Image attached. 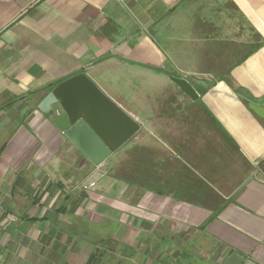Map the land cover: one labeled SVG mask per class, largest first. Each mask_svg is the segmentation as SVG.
Here are the masks:
<instances>
[{
  "label": "crops",
  "instance_id": "crops-1",
  "mask_svg": "<svg viewBox=\"0 0 264 264\" xmlns=\"http://www.w3.org/2000/svg\"><path fill=\"white\" fill-rule=\"evenodd\" d=\"M75 69L140 123L142 185L38 110ZM247 98L264 101V0H0V264H264V120Z\"/></svg>",
  "mask_w": 264,
  "mask_h": 264
},
{
  "label": "water",
  "instance_id": "water-1",
  "mask_svg": "<svg viewBox=\"0 0 264 264\" xmlns=\"http://www.w3.org/2000/svg\"><path fill=\"white\" fill-rule=\"evenodd\" d=\"M125 61L162 72L188 96L197 97L190 81L175 70ZM47 88L50 90L37 104L38 110L47 113L53 125L94 165L102 163L140 129V123L106 95L83 69L70 71L40 87ZM246 100L249 109L264 120V101Z\"/></svg>",
  "mask_w": 264,
  "mask_h": 264
},
{
  "label": "rangeland",
  "instance_id": "rangeland-1",
  "mask_svg": "<svg viewBox=\"0 0 264 264\" xmlns=\"http://www.w3.org/2000/svg\"><path fill=\"white\" fill-rule=\"evenodd\" d=\"M109 75L112 76L113 84H117L120 86H125L126 79L124 75L119 72H109ZM119 105V104H118ZM130 107L134 109L136 114L138 113V105L136 102L130 104ZM55 112H58L55 111ZM57 114V113H56ZM102 163H104V170L106 174H111L112 176L120 178L122 181H128L132 184V181H138L137 185H142V181L144 179H139V152H138V132H136L129 140H127L124 144H122L119 148L112 152V154L105 159ZM125 178V179H124ZM211 182V179H208ZM221 181V179H220ZM226 181H230L226 179ZM95 183V182H94ZM146 183H143V185ZM136 185V184H135ZM145 186H149L146 184ZM93 187V186H91ZM182 196H188L191 198H195V194H185L183 192L179 193ZM218 194V193H217ZM215 193H211L212 201L215 203L220 202ZM211 196L208 194L207 198L202 199L203 203H208L211 199ZM220 196V195H219ZM221 203V202H220Z\"/></svg>",
  "mask_w": 264,
  "mask_h": 264
},
{
  "label": "built area",
  "instance_id": "built-area-1",
  "mask_svg": "<svg viewBox=\"0 0 264 264\" xmlns=\"http://www.w3.org/2000/svg\"><path fill=\"white\" fill-rule=\"evenodd\" d=\"M56 111H57V110H56ZM56 113L58 114V112H56ZM94 184H95V183L92 181V182L89 183V186H94Z\"/></svg>",
  "mask_w": 264,
  "mask_h": 264
},
{
  "label": "trees",
  "instance_id": "trees-1",
  "mask_svg": "<svg viewBox=\"0 0 264 264\" xmlns=\"http://www.w3.org/2000/svg\"><path fill=\"white\" fill-rule=\"evenodd\" d=\"M132 184H136L137 185L138 184V181H132Z\"/></svg>",
  "mask_w": 264,
  "mask_h": 264
}]
</instances>
